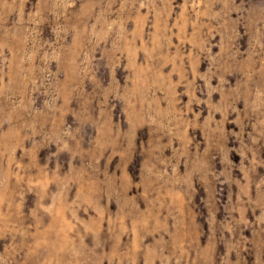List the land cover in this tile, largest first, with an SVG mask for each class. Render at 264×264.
I'll return each instance as SVG.
<instances>
[{
	"label": "rangeland",
	"instance_id": "374dc122",
	"mask_svg": "<svg viewBox=\"0 0 264 264\" xmlns=\"http://www.w3.org/2000/svg\"><path fill=\"white\" fill-rule=\"evenodd\" d=\"M0 264H264V0H0Z\"/></svg>",
	"mask_w": 264,
	"mask_h": 264
}]
</instances>
